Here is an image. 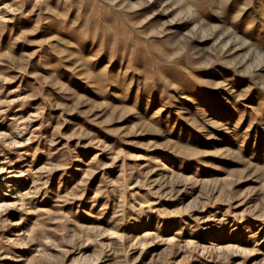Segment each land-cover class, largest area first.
I'll list each match as a JSON object with an SVG mask.
<instances>
[{"label":"rangeland","instance_id":"1","mask_svg":"<svg viewBox=\"0 0 264 264\" xmlns=\"http://www.w3.org/2000/svg\"><path fill=\"white\" fill-rule=\"evenodd\" d=\"M0 264H264V0H0Z\"/></svg>","mask_w":264,"mask_h":264}]
</instances>
